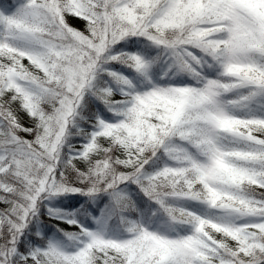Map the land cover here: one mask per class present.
<instances>
[{
	"label": "snow or ice",
	"instance_id": "6c2138e0",
	"mask_svg": "<svg viewBox=\"0 0 264 264\" xmlns=\"http://www.w3.org/2000/svg\"><path fill=\"white\" fill-rule=\"evenodd\" d=\"M0 264H264V0L0 3Z\"/></svg>",
	"mask_w": 264,
	"mask_h": 264
},
{
	"label": "trees",
	"instance_id": "16d2710c",
	"mask_svg": "<svg viewBox=\"0 0 264 264\" xmlns=\"http://www.w3.org/2000/svg\"><path fill=\"white\" fill-rule=\"evenodd\" d=\"M3 2H11V0H0V3H3ZM75 26L77 25V24H79L81 27H82V23L80 22V21H78V20H73V21H71ZM79 27V26H78ZM26 63V62H25ZM23 119H24V122L27 124L28 123V118L26 117V116H24L23 117Z\"/></svg>",
	"mask_w": 264,
	"mask_h": 264
},
{
	"label": "rangeland",
	"instance_id": "374dc122",
	"mask_svg": "<svg viewBox=\"0 0 264 264\" xmlns=\"http://www.w3.org/2000/svg\"><path fill=\"white\" fill-rule=\"evenodd\" d=\"M78 26L81 27L79 24H77L76 27H78Z\"/></svg>",
	"mask_w": 264,
	"mask_h": 264
}]
</instances>
